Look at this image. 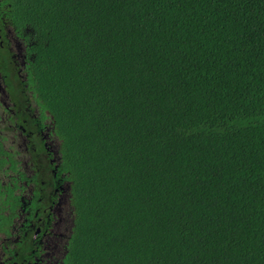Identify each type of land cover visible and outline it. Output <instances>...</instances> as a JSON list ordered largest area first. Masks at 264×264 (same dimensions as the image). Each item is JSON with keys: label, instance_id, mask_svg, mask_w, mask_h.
I'll list each match as a JSON object with an SVG mask.
<instances>
[{"label": "trees", "instance_id": "1", "mask_svg": "<svg viewBox=\"0 0 264 264\" xmlns=\"http://www.w3.org/2000/svg\"><path fill=\"white\" fill-rule=\"evenodd\" d=\"M0 34L1 110L58 141L21 181L69 186L44 264H264V0H0ZM11 134L0 233L24 203Z\"/></svg>", "mask_w": 264, "mask_h": 264}, {"label": "flooded vegetation", "instance_id": "2", "mask_svg": "<svg viewBox=\"0 0 264 264\" xmlns=\"http://www.w3.org/2000/svg\"><path fill=\"white\" fill-rule=\"evenodd\" d=\"M5 37L12 51L14 64H21V69L24 70L28 50L25 55H19L12 47V41L17 39L16 35L7 33ZM6 107L13 114L9 116L3 111L0 120L12 131L10 144L15 146L12 154L18 163L16 170L6 176V181L11 183V188L16 189L24 203L14 216L11 228L0 233V264H44L47 259H51L57 248L62 246L65 249L72 233L74 221L68 208L69 186L64 182L59 188L45 191L36 184L21 181L25 175L31 177L34 167L43 160L45 154L39 152L40 143H44L47 148L46 156H55L58 141L51 134V122L39 121L41 117H37L36 109L31 120L27 121L25 114L17 113L18 107H15L16 110L10 105ZM20 120L24 123L20 124Z\"/></svg>", "mask_w": 264, "mask_h": 264}, {"label": "rangeland", "instance_id": "3", "mask_svg": "<svg viewBox=\"0 0 264 264\" xmlns=\"http://www.w3.org/2000/svg\"><path fill=\"white\" fill-rule=\"evenodd\" d=\"M12 47L15 49V51L23 56L27 53V44L24 42L23 39L17 38L15 41H12ZM0 112H3L0 108ZM58 144V143H57Z\"/></svg>", "mask_w": 264, "mask_h": 264}]
</instances>
